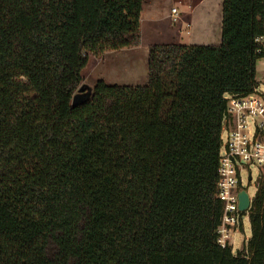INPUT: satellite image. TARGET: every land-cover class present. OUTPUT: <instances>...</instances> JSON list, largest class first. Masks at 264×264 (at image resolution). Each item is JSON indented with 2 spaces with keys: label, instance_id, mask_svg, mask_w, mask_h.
<instances>
[{
  "label": "trees",
  "instance_id": "1",
  "mask_svg": "<svg viewBox=\"0 0 264 264\" xmlns=\"http://www.w3.org/2000/svg\"><path fill=\"white\" fill-rule=\"evenodd\" d=\"M143 0H0V264H264L220 247L226 94L255 85L261 0H222L219 45L155 44L147 83L96 80L89 56L136 47ZM244 213H241V216Z\"/></svg>",
  "mask_w": 264,
  "mask_h": 264
},
{
  "label": "built area",
  "instance_id": "2",
  "mask_svg": "<svg viewBox=\"0 0 264 264\" xmlns=\"http://www.w3.org/2000/svg\"><path fill=\"white\" fill-rule=\"evenodd\" d=\"M264 4V0H261ZM173 22L178 20L176 8L171 9ZM255 85L245 95L226 94L225 115L218 153L216 197L222 206L216 241L220 247L230 246L231 237L241 224L238 192L242 190L243 175L252 179L250 167L264 174V20L263 31L255 37ZM250 203H251V198ZM250 208V207H249ZM249 210V209H248ZM247 210V212H248Z\"/></svg>",
  "mask_w": 264,
  "mask_h": 264
},
{
  "label": "crops",
  "instance_id": "3",
  "mask_svg": "<svg viewBox=\"0 0 264 264\" xmlns=\"http://www.w3.org/2000/svg\"><path fill=\"white\" fill-rule=\"evenodd\" d=\"M182 0H178L181 2ZM187 6L190 13L203 5L207 0H189ZM167 0H144L139 15V34L140 43L136 47L123 48L114 51H107L99 57H94L95 64L93 71H87L81 76L89 85H93L96 80L102 79L107 83H123V80H130L134 77L133 67L139 66L141 69H147V54L150 46L155 44H189L181 42L183 39L179 36V31L174 24H167L171 16L173 6L167 7ZM178 13V11H177ZM180 13V14H179ZM178 15H182L180 11ZM178 21V20H177ZM201 21V20H199ZM221 21V10H220ZM191 24H187L189 30L186 35L190 40ZM90 59V58H88ZM108 61L105 68L104 61ZM81 80V81H82ZM120 85V84H119Z\"/></svg>",
  "mask_w": 264,
  "mask_h": 264
},
{
  "label": "rangeland",
  "instance_id": "4",
  "mask_svg": "<svg viewBox=\"0 0 264 264\" xmlns=\"http://www.w3.org/2000/svg\"><path fill=\"white\" fill-rule=\"evenodd\" d=\"M221 2L222 0H207L203 5L197 8L192 14L189 12L190 9L187 7L190 4L189 0H182L178 2V0H167V7L173 6L176 8L178 13L181 11L182 15H178V21L173 22L171 16L167 21V24H174L179 31V36L182 37L181 42H186L191 45H219L220 43V10H221ZM144 3V0H143ZM170 8V7H169ZM180 14V13H179ZM201 20V21H199ZM190 23V40L185 34L187 30V24ZM99 57V56H98ZM88 62L86 66L81 71V76L85 75L87 71L92 72L95 64L94 57L89 56ZM108 61H104L103 68L106 67ZM134 77L132 79L123 80V83H119L120 85H145L147 83V69H141L139 66L133 67ZM83 79V78H82ZM118 84V83H117ZM80 87L89 88V85L85 80H82L80 83ZM86 89V92L89 91ZM76 91L75 93H77ZM252 179L250 182L247 181L246 174L243 175L242 179V188L246 190L248 196L252 199L257 191L258 187V173L260 169L256 167H250ZM262 180H264V174L262 175ZM250 237V226L248 219V212H244L241 216V224L238 226L237 231L232 234L231 237V248L232 251L240 250L243 247V243H245Z\"/></svg>",
  "mask_w": 264,
  "mask_h": 264
},
{
  "label": "water",
  "instance_id": "5",
  "mask_svg": "<svg viewBox=\"0 0 264 264\" xmlns=\"http://www.w3.org/2000/svg\"><path fill=\"white\" fill-rule=\"evenodd\" d=\"M84 89L83 87H79L77 90V93H74L72 100H71V105L75 106L77 103L82 102L86 98V94H84ZM89 89V88H86ZM238 209L240 212H246L249 207H250V199L249 196L246 192L245 189H242L238 192Z\"/></svg>",
  "mask_w": 264,
  "mask_h": 264
}]
</instances>
